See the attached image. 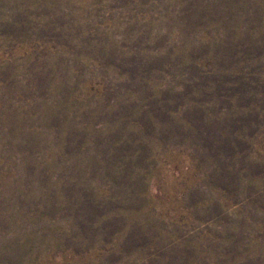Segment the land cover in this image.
Segmentation results:
<instances>
[{
    "label": "rangeland",
    "instance_id": "374dc122",
    "mask_svg": "<svg viewBox=\"0 0 264 264\" xmlns=\"http://www.w3.org/2000/svg\"><path fill=\"white\" fill-rule=\"evenodd\" d=\"M0 264H264V0H0Z\"/></svg>",
    "mask_w": 264,
    "mask_h": 264
}]
</instances>
